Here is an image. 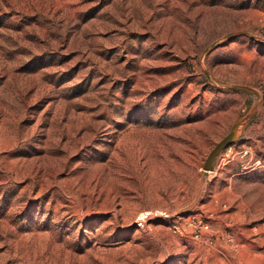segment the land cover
I'll list each match as a JSON object with an SVG mask.
<instances>
[{
  "label": "rangeland",
  "instance_id": "374dc122",
  "mask_svg": "<svg viewBox=\"0 0 264 264\" xmlns=\"http://www.w3.org/2000/svg\"><path fill=\"white\" fill-rule=\"evenodd\" d=\"M0 264H264V0H0Z\"/></svg>",
  "mask_w": 264,
  "mask_h": 264
},
{
  "label": "water",
  "instance_id": "95a60500",
  "mask_svg": "<svg viewBox=\"0 0 264 264\" xmlns=\"http://www.w3.org/2000/svg\"><path fill=\"white\" fill-rule=\"evenodd\" d=\"M242 120H240L239 122H237L233 126V128H232L231 132L228 134V136L223 141H221L220 143L216 144V146L210 151V153L208 154V157L206 158L205 163L203 165V168L205 169V171H208V170H210L213 167V164H214V161H215L216 156L224 148H226L227 146H229L234 141V139L237 136L238 126H239V124L241 123Z\"/></svg>",
  "mask_w": 264,
  "mask_h": 264
},
{
  "label": "bare ground",
  "instance_id": "6f19581e",
  "mask_svg": "<svg viewBox=\"0 0 264 264\" xmlns=\"http://www.w3.org/2000/svg\"><path fill=\"white\" fill-rule=\"evenodd\" d=\"M245 55H246L247 58L252 56L250 53H246ZM252 57H253V56H252ZM208 172H209V170H208ZM152 219H153V216H150V215H148V213L143 212L142 214L136 216V218H135V222L137 223V225H138L139 227H142V228L145 227V228H146V226H149L148 224H149V222H150ZM146 229H147V228H146ZM163 255H164V254H163Z\"/></svg>",
  "mask_w": 264,
  "mask_h": 264
},
{
  "label": "built area",
  "instance_id": "2783aa9c",
  "mask_svg": "<svg viewBox=\"0 0 264 264\" xmlns=\"http://www.w3.org/2000/svg\"><path fill=\"white\" fill-rule=\"evenodd\" d=\"M198 236V235H197Z\"/></svg>",
  "mask_w": 264,
  "mask_h": 264
}]
</instances>
